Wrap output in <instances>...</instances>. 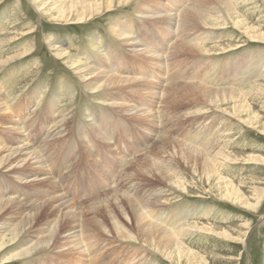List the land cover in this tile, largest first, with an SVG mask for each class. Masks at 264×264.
Segmentation results:
<instances>
[{
    "label": "rangeland",
    "instance_id": "374dc122",
    "mask_svg": "<svg viewBox=\"0 0 264 264\" xmlns=\"http://www.w3.org/2000/svg\"><path fill=\"white\" fill-rule=\"evenodd\" d=\"M228 1L245 23L264 33V0ZM118 3L78 24L56 21L52 11L40 10L35 0H0V104L8 108L7 115L0 113V146L26 143L43 157L37 168L14 164L0 169V203L10 202L0 209V242L6 238L0 264H180L141 240L119 238L114 226L116 219L126 222L122 211L93 210L96 202L110 198L115 190L154 203V209L146 210L148 218L168 230L198 224L217 227V232L228 230L238 238L190 231L182 241L187 250L204 256L206 264H264V202L254 212L226 200L216 181L201 176V156L190 154L186 159L180 148L169 146L167 153L159 148L164 138L199 151L235 153L240 159L250 154L264 156V128L254 129L224 112L233 107L227 104V92L222 95L226 102L215 106L202 99L172 103L165 94L174 85L239 90L249 95L264 116V94L254 91L264 85V41L251 40L231 23L192 30L191 24L184 27L180 15L191 6L213 13L217 8L213 0ZM220 16L211 18L223 24ZM121 33L145 49V55L125 46L124 35L118 36ZM181 39L226 50L180 55L175 45ZM54 46L90 68L140 83L95 93L56 57ZM148 53L161 59L150 58ZM123 105L142 109L140 115ZM6 155L0 152V164ZM146 156L164 174L146 172ZM255 164L225 162L217 171L221 178L234 182L252 204L264 189V166ZM163 175L177 177L188 191ZM59 196L74 206L52 208L50 202ZM38 207L43 210L33 220L31 215ZM57 223L53 248L20 258L49 237ZM125 224L133 231L134 225ZM75 228L81 240L73 251L62 240ZM10 257L14 259L5 263Z\"/></svg>",
    "mask_w": 264,
    "mask_h": 264
},
{
    "label": "bare ground",
    "instance_id": "6f19581e",
    "mask_svg": "<svg viewBox=\"0 0 264 264\" xmlns=\"http://www.w3.org/2000/svg\"><path fill=\"white\" fill-rule=\"evenodd\" d=\"M35 1H36V5L38 7H41L40 10H43V11L46 10L48 13L52 11L51 16L55 18L56 21L84 24L87 21L92 20L96 16L103 14L102 9H106L107 11L112 10L114 8V3L117 0H107V2L106 3L104 2L105 4L102 3V5H100L99 3L100 0H35ZM118 1L119 3L121 2V4L123 5H127L131 3L133 0H118ZM213 1L217 3V8L215 7L212 9L213 13H209V11L207 10L202 11L200 10L201 8H196V7L192 8L191 6L190 8H188V10L183 15H180L182 19V23H184L183 24L184 27L188 28V25L191 24L193 26H190L189 29L191 28L190 30H192V28L195 29L198 27H205V28L206 27L211 28L210 26L221 27V26L231 23L235 27L239 28L251 40L264 41V33L261 32V30L254 29L253 27L245 23V21L237 14L235 5L231 4V2H229L228 0H213ZM106 10H104V12ZM172 15L170 16L171 18H173ZM214 15H217V16L221 15L225 20L223 24L219 21H218L219 23H215L213 19L211 18ZM116 32L117 31L115 29L114 33ZM122 34L123 33H121L118 36L120 37L122 36ZM123 35L124 36L121 37V41L122 43H124L125 46L133 48L134 50L133 52H135L138 55H142V54L145 55L144 54L145 49L144 50L141 49L140 46L136 42H134L133 39H131L128 35L126 34H123ZM182 41L183 39L177 41L175 45L176 52L177 54H180V55L185 51L193 52L195 54H206V53H210L212 50L214 51H217V50L225 51L226 50L223 47L221 48L220 46L207 47L206 45L200 44V43H193V42L191 43L189 41L188 42L187 41L182 42ZM53 50L56 51L55 53L56 57L60 58V60L65 61V63L73 71H75V74H77L78 77L81 78V80H84L86 84V88L89 90H92L95 93L96 92L99 93L102 91L106 92V91H111V90H117L120 88H126L128 86L130 87V85L134 83H140L139 80L136 81V79L134 78L110 75L106 71H102V70L98 71L94 68H90L80 61L77 62L74 56H72L68 52H64L63 51L64 49H62L61 47L54 46ZM148 57L160 58L161 56H158L156 54L155 55L149 54ZM143 82L147 83V81H143ZM254 91L257 92V94L259 93L264 94V85L256 87ZM226 92L228 94L227 95L228 98H226L228 99L227 104L233 103L232 105L233 107H232L231 112H229V110L227 109H223L224 112H226L227 114L233 115L241 123L247 124L248 126L252 128L254 127V129L264 128V116L256 111L255 103H252L248 99L249 95H244V93L241 94L239 90L238 92L235 90H217V89L212 90L202 85H193L191 87H188V89L187 88L185 89V86H182V85L175 86L174 85L170 87L166 91L165 94H167L168 99L172 103L185 102V100L190 101L191 99H192L191 101L192 103H197V102H202L200 101L202 99V100H205L206 102H210L212 104L214 103V106H215L217 104L218 105L220 103L224 104L226 102V100H223L222 98V95L225 94ZM118 106H122V105L119 104ZM123 107H126L128 111H134L133 114L135 116L140 115V112L142 110V109L141 110L136 109L135 107L127 106V105H123ZM217 107L220 108V106H216L215 108ZM7 110L8 108L4 104H0L1 115L3 112H4L3 114L7 115V112H8ZM200 111H203V110H200ZM152 115L153 114L151 112L149 115V118L152 117ZM196 115L198 116L199 113ZM13 130L15 133H19V130L17 129V127L16 128L13 127ZM169 146H173L174 149L180 148L182 155L186 159H189L191 157L190 154H194L195 156L198 154L199 157L201 156L203 158V164H200L201 176L207 178V180L216 181V185L218 186L219 189L222 190V197L225 198L226 200L233 201L236 204L239 203L242 206H245L247 209L253 210L254 212L256 211L257 208H259L258 207L259 205L262 206L264 202V189L260 190L257 193V196H258L257 203L252 204L250 199L249 200L247 199L245 193H243L240 189H238L237 188L238 186H236L234 182L221 178L218 175L217 171L221 165L225 164V162L226 163L227 162L237 163L238 161H247V163L252 162V163H257L255 165H258V166L260 165L264 166V156L257 155V154H250L248 156L241 157L240 159L239 155L235 153H229V152H224V151H217L216 153L213 151H199L179 141L169 140V139H164V138L161 139V144L159 146L161 152H164V153L169 152V149H168ZM223 149H225L224 146H223ZM0 152L9 153L8 156L6 155L4 157L5 159L3 160V163L0 164V169L3 166L7 168V166L10 167V166H13L14 164L16 165L26 164L21 168L27 167L28 164L29 166H33V167L35 165V168H37L39 166H42L43 164V160H42L43 157L41 158L39 151L33 150L26 143H21L17 145L16 147H9V148L0 146ZM143 164H146V172L150 174L155 171H158V173H160L161 175L164 174L163 173L164 169L160 168L159 164L154 159H152V157L146 156ZM138 171H140V167ZM195 172L197 174V169L195 170ZM163 176L166 177L172 183L173 182L178 183L179 186L183 187V190H185L186 192L188 191L187 188H185L182 185V182L178 181L179 179L177 177H176L177 179L176 180L174 179V177H172V175H169V176L163 175ZM9 203L10 202L0 203V209H2L4 205L7 206ZM50 204L52 208L54 209H57V208L62 209V208L67 207V205L68 207L74 206L71 202L65 200L64 197H60V196L53 198ZM126 205L129 208L128 213H126V208H125ZM94 206H93L94 211H98L99 209H102V208L103 209L106 208L109 210L113 208L118 209L122 211L123 219L129 225H134L133 231L130 230L131 232L130 233L128 226L125 224L126 222L125 223L122 222L120 218L119 220L116 219V222H115L116 226H114V231L117 234V236L121 238L123 241H137L138 243V240H141L142 242L145 243V246L156 249L157 251L164 254L167 258L171 260H173L174 258H177L180 264H191V263H194V264L205 263L206 264L207 263V260L204 256H201L198 253H195L191 250L186 249L182 240L183 238H185V236L188 233H190V231H199V232H204V233L212 234V235L216 234L226 239L238 240V238H236L230 231L224 230L222 232H217L216 231L217 227L215 228L213 226L200 227V225L198 224H195V225L188 224V225H183L181 228H178L175 230H168L164 228V226L159 225L158 223H155L148 218L146 210L154 209V203H151L150 201H144V200L142 201L140 199H135L131 197L130 195H128L127 193L122 192L121 190H115L110 195V198L100 200L99 202H96ZM162 206H164V204ZM42 210H43L42 207L40 208L38 207V209H36L31 215V219L35 220ZM248 226L249 225H244V227L246 228H248ZM57 227H58V223L53 228V231L49 233V237H45L39 240V243L37 242L26 253L24 252V255L21 254V256L23 257H20V256L19 257L20 258L28 257L29 255H32L34 253L37 254V252L46 251V250L53 248L52 241H54L56 237ZM75 230L76 228L71 230L70 233H68V235L64 237V239L62 238L63 239L62 244H64L65 246L69 245L70 249L73 251H76L78 249V245L80 244V240H81L79 239L80 238L79 235H76V233L77 232L79 233V231H75ZM15 232H17V230L13 231V233H11V236ZM109 234H110L109 232L106 233V235H109ZM17 236L19 237V234H17L16 237ZM3 238L4 239L1 240L0 242V253H2L5 249L4 242L6 238L5 236ZM13 259L14 258L10 257V259H6L4 262L8 263Z\"/></svg>",
    "mask_w": 264,
    "mask_h": 264
}]
</instances>
